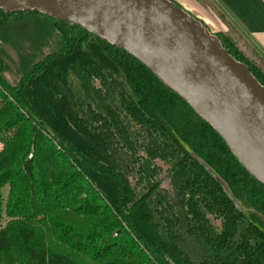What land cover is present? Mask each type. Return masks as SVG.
<instances>
[{"label":"trees","instance_id":"trees-1","mask_svg":"<svg viewBox=\"0 0 264 264\" xmlns=\"http://www.w3.org/2000/svg\"><path fill=\"white\" fill-rule=\"evenodd\" d=\"M216 36L264 86L245 37ZM3 216L0 264H264V181L221 132L136 53L34 8H0Z\"/></svg>","mask_w":264,"mask_h":264},{"label":"water","instance_id":"water-1","mask_svg":"<svg viewBox=\"0 0 264 264\" xmlns=\"http://www.w3.org/2000/svg\"><path fill=\"white\" fill-rule=\"evenodd\" d=\"M23 4L87 27L136 53L191 100L194 111L209 119L238 158L228 121L264 158V86L181 6L169 0H0L5 11L22 9ZM240 159L264 181L263 173Z\"/></svg>","mask_w":264,"mask_h":264},{"label":"crops","instance_id":"crops-1","mask_svg":"<svg viewBox=\"0 0 264 264\" xmlns=\"http://www.w3.org/2000/svg\"><path fill=\"white\" fill-rule=\"evenodd\" d=\"M186 8H198L196 0H170ZM232 20L238 32L264 60V0H212Z\"/></svg>","mask_w":264,"mask_h":264},{"label":"rangeland","instance_id":"rangeland-1","mask_svg":"<svg viewBox=\"0 0 264 264\" xmlns=\"http://www.w3.org/2000/svg\"><path fill=\"white\" fill-rule=\"evenodd\" d=\"M196 1L200 5V9H198V8H193V9L192 8H186L183 6H181V7L194 21H196L197 23H199L201 25V27H202V29L206 35L216 36V34L219 32L230 31V30H232V27H235L232 20L229 19L228 16L225 13H223L222 10L217 6V4H215L212 0H196ZM28 6H29L28 4H23L22 7L29 9ZM235 29L237 30L236 27H235ZM245 39H246V37H245ZM246 40L250 44V46H252V44L249 42V40L248 39H246ZM11 57H13L14 60L16 59L14 54ZM6 75L10 78V76L8 74H6ZM240 156L242 158H244L242 155H240ZM163 168L166 169L167 166L165 164H163ZM166 187H168V184H166ZM7 190H8V187L3 188V196H5V197L7 194ZM171 195H172L173 199L176 202H178L179 196H177V194L175 192L171 193ZM5 222H6V219H5V216H3V218L0 220V228H2V226L5 224Z\"/></svg>","mask_w":264,"mask_h":264},{"label":"bare ground","instance_id":"bare-ground-1","mask_svg":"<svg viewBox=\"0 0 264 264\" xmlns=\"http://www.w3.org/2000/svg\"><path fill=\"white\" fill-rule=\"evenodd\" d=\"M228 134L239 152L250 165L259 173L264 174V158L258 153L255 146L248 140L244 132L230 121L227 122Z\"/></svg>","mask_w":264,"mask_h":264}]
</instances>
